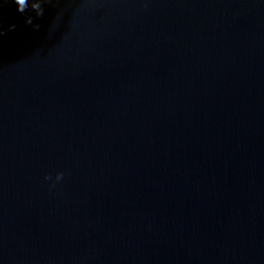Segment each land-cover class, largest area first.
Instances as JSON below:
<instances>
[{
	"label": "water",
	"instance_id": "obj_1",
	"mask_svg": "<svg viewBox=\"0 0 264 264\" xmlns=\"http://www.w3.org/2000/svg\"><path fill=\"white\" fill-rule=\"evenodd\" d=\"M0 264H264V0H0Z\"/></svg>",
	"mask_w": 264,
	"mask_h": 264
},
{
	"label": "snow or ice",
	"instance_id": "obj_2",
	"mask_svg": "<svg viewBox=\"0 0 264 264\" xmlns=\"http://www.w3.org/2000/svg\"><path fill=\"white\" fill-rule=\"evenodd\" d=\"M21 2H23V0H21Z\"/></svg>",
	"mask_w": 264,
	"mask_h": 264
}]
</instances>
